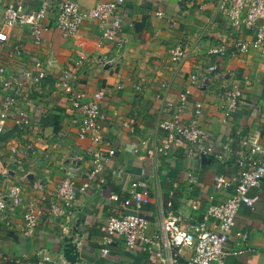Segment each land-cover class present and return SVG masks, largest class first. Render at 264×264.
I'll list each match as a JSON object with an SVG mask.
<instances>
[{
  "label": "crops",
  "instance_id": "1",
  "mask_svg": "<svg viewBox=\"0 0 264 264\" xmlns=\"http://www.w3.org/2000/svg\"><path fill=\"white\" fill-rule=\"evenodd\" d=\"M18 1L30 8L48 3L57 8L63 0L1 1L0 32L9 37L2 50L3 63L23 79L24 72L35 70L39 61L46 77L38 84L24 85L19 104L30 117V124L19 130L9 119L0 134V161L9 170L1 176L0 187L6 191L22 183L27 201L55 191L62 178L71 175L79 211L69 225H64L61 217L51 216L44 208L36 232L29 236L14 227L23 222L25 206L9 210L0 218V252L35 260L37 249L47 247L59 264H115L127 260L159 264L155 255L142 250L141 244L130 248L122 237L115 238L109 255H102L104 224L111 215L139 213L148 219L147 233L152 235L159 228L160 200L187 225L201 220L211 203L234 193L235 184L218 188L215 175L224 174L234 183L240 171L250 167L248 162H240L238 153L248 135L259 136L264 145V59L256 43L246 51L236 45L237 41L253 40L255 31L229 25L215 0H126L121 8L124 24L117 36L124 39L122 45L114 41L98 46L102 25L96 19L87 18L73 36L63 35L55 24V9L44 20V40L37 45L29 26L4 25L5 7ZM76 1L87 9L108 0ZM159 10L166 16L156 15ZM171 17L176 20L175 26L170 24ZM217 42L225 45L226 54L208 55L207 49ZM15 44L22 45L20 54H12ZM177 44H195L191 58L181 66L170 52ZM79 53L90 57L77 83L86 92V99L100 88L107 92L100 132L115 151L112 155L107 152L98 162L90 154L93 141L79 135L82 109L71 105L60 85L63 69ZM100 56L111 63L96 62ZM212 63L217 66L213 72L208 71ZM195 70L200 74L191 83ZM139 81L144 85L142 91L134 86ZM186 89L191 94L182 118L188 122L194 116L195 101L202 102L198 121L207 134L204 145L211 150L202 153L197 146L180 143L163 154L157 151L164 138L158 123L170 113L164 101L179 104L180 94ZM230 89L241 92L232 111L231 99L224 96ZM31 141L35 146L28 156L14 151L26 148ZM190 171L196 175L193 185L188 183ZM136 180L146 181L151 193L140 209L134 203L123 204L131 196ZM38 181L43 185L41 189L35 187ZM116 194L121 197L115 199ZM249 194L256 200L253 206L242 205L236 215L225 264H264V178L261 186ZM0 264H4L1 259Z\"/></svg>",
  "mask_w": 264,
  "mask_h": 264
},
{
  "label": "built area",
  "instance_id": "2",
  "mask_svg": "<svg viewBox=\"0 0 264 264\" xmlns=\"http://www.w3.org/2000/svg\"><path fill=\"white\" fill-rule=\"evenodd\" d=\"M0 0V6H1ZM217 9L232 27L245 26L255 31L253 40L237 41L236 45L241 51L248 50L252 43L260 46L261 56L264 59V0H215ZM126 0H108L97 3L93 7L84 9L76 0H63L57 8L50 4H43L38 8H30L22 1L12 2L4 9L5 27L29 26L32 39L37 45H41L44 36V20L50 11L56 10V27L69 37L75 35L83 26L87 18L96 19L102 25V31L98 37V46H104L114 41L122 45L124 39H117L123 28L124 18L121 8ZM160 17L166 16L162 10L156 12ZM170 24L175 26L176 20L170 18ZM5 32H0V134H3L7 120L12 119L19 130H24L30 124V117L20 110V100L23 97V89L26 82L35 85L46 77V70L41 62L36 63L35 70L24 72L23 79L16 77L2 61V50L9 41ZM80 45H84L83 42ZM195 44H177L171 49V56L178 65H184L189 61L194 51ZM23 51L21 44L13 46L12 54H20ZM227 52L223 43L217 42L207 49L208 55H225ZM84 53H79L77 59L70 61L63 69L60 85L65 89L67 98L76 109H82V117L79 122L80 137L90 138L94 145L90 154L94 162H98L114 153L111 143L104 139L101 131L100 121L104 118L102 103L106 100L107 92L104 88L98 89L92 98L86 99V92L81 90L77 83L80 79L81 70L89 61ZM96 62L108 65L106 56H100ZM216 64L208 66V71H215ZM199 70L191 74V83L197 81ZM136 90L142 91V82L134 84ZM189 89L180 94V103L176 104L171 100L164 99V105L170 112L169 115L160 119L158 129L164 133L162 143L157 148L158 152L167 154L170 149L180 143H189L197 146L202 153L208 152L211 148L204 145L207 137L206 131L199 124L198 117L202 112V102L195 101L194 116L187 122L182 118V110L190 96ZM241 92L239 89H230L224 96L231 99L230 111L234 110L238 103L237 99ZM134 120H131L133 122ZM244 148L238 150L240 162H248L249 168L240 171L235 178H228L224 174H217L214 177L215 185L218 188L229 187L235 184V191L225 200L218 203H211L202 219L184 225L180 219L168 210L165 201L158 203L159 228L152 235L147 233L148 219L139 213H127L124 215H111L104 224L105 232L102 255L107 256L111 252V245L116 237H122L126 246L134 248L141 244L142 250L157 257L159 264H225V258L229 251L227 241L230 238L231 230L235 225V218L242 205L253 206L256 197L249 194L253 188L260 187L264 178V145L260 137L248 135L242 140ZM26 148L15 149L22 157L28 156L33 151L35 143L27 142ZM106 148H105V147ZM192 153V152H191ZM98 167L95 168V171ZM95 171L92 173L95 174ZM9 170L0 161V178L6 175ZM194 171L188 174V183L195 184ZM71 175H67L58 184L53 192H46L38 199H28L23 196L24 185L13 184L8 190L0 187V218L6 215L9 210L19 205L25 206L24 219L21 223H15L19 231L24 235H33L43 214L44 208L48 209L51 216L61 217L64 225H69L77 215L79 208L76 206V187ZM41 182H36L35 187L41 189ZM138 186L144 187L142 191L136 190ZM131 196L123 200L125 206L132 203L140 209L149 201L151 193L144 180H136L132 183ZM115 199L121 196L113 195ZM172 206V202H168ZM197 208V205L193 206ZM215 220L212 224L211 221ZM12 226V224L10 225ZM237 235L245 237V233L238 232ZM189 252V253H188ZM236 253V252H235ZM0 259L4 264H59L47 247H40L36 251L35 260H24L19 256L0 252ZM115 264H143L140 260H127Z\"/></svg>",
  "mask_w": 264,
  "mask_h": 264
}]
</instances>
